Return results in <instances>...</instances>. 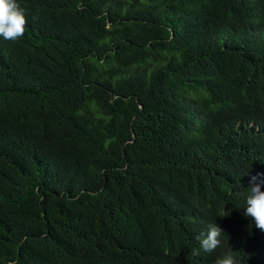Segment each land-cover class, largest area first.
I'll list each match as a JSON object with an SVG mask.
<instances>
[{
    "label": "trees",
    "instance_id": "16d2710c",
    "mask_svg": "<svg viewBox=\"0 0 264 264\" xmlns=\"http://www.w3.org/2000/svg\"><path fill=\"white\" fill-rule=\"evenodd\" d=\"M16 2L0 264H264L243 215L250 177L264 191V0Z\"/></svg>",
    "mask_w": 264,
    "mask_h": 264
},
{
    "label": "clouds",
    "instance_id": "9594fccd",
    "mask_svg": "<svg viewBox=\"0 0 264 264\" xmlns=\"http://www.w3.org/2000/svg\"><path fill=\"white\" fill-rule=\"evenodd\" d=\"M25 25V9L20 7L16 0H0V36L5 40L15 41L23 36ZM245 205L243 215L251 217L255 227L264 231V191H261L256 176L249 179V192L245 197ZM221 234H224L223 230L213 223L208 225L205 232L197 236V240L205 252H211L219 247ZM198 254V250L193 251V255ZM215 264H238V262L232 255H225L218 257Z\"/></svg>",
    "mask_w": 264,
    "mask_h": 264
}]
</instances>
